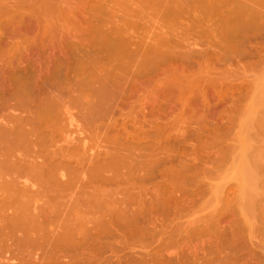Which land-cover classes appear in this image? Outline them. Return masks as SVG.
Instances as JSON below:
<instances>
[{
    "label": "rangeland",
    "instance_id": "rangeland-1",
    "mask_svg": "<svg viewBox=\"0 0 264 264\" xmlns=\"http://www.w3.org/2000/svg\"><path fill=\"white\" fill-rule=\"evenodd\" d=\"M16 1L17 0L15 1L10 0L7 3H4L7 5H3L2 3H0L1 5H3L2 8L0 6V10H1L0 17H2V19L0 18V24L1 25L4 24L3 30H2V26L0 25V29L1 31H3V34L1 32V35L3 36L1 37L0 35V85L5 84L3 88H1L2 86H0V103L2 99L6 101L10 100L11 97L9 98V96H11L14 93L13 90H15L16 88L15 85L13 87V83L15 84V82L18 80H22V81L24 80L27 83L29 82L25 86L28 87L30 86V87L29 88L26 87V89L30 90L32 88H35L34 90L29 91V93L33 94V96L35 95V93H33L32 91L36 92L38 95L40 93L38 91H41V88L43 89L41 91V94H45L46 93L45 91H48L47 89L50 90L51 87L49 86L51 85L48 86L49 88H45V86L47 87V85H44L45 80H46V84L47 83L54 84L56 81L57 83L58 82L61 84L64 83L63 85H65L66 87L68 86L67 88L68 91L66 89L65 93L68 92L66 94L69 96L72 93L71 89L69 90V86H71V84L78 83V81H81L83 79V75L82 76L80 75L79 73L80 70L78 69L82 66H99L98 67L99 69H101L102 67L100 72L99 69L96 70L95 72H97L96 73L97 76L101 75L99 76V78L101 77L100 78L101 80L103 81L105 80L108 83L119 82L120 84H122L121 86L124 87V85L127 82L128 84L130 83L132 85H133L132 82H136L134 86L135 87L134 90L136 89L135 91L136 93L134 92L135 94L133 95H132L133 92L131 93V95L127 94L128 96L126 97L127 101L125 100L126 102L129 101L130 103L124 102L125 105L121 104L122 100L119 99V102H121L119 103V105L121 104L120 105L121 107L122 105H124L125 107L123 106L122 107L123 109H121V107L120 108L116 107L117 109L113 108L112 109L113 112L109 113L110 117L107 118L106 123L112 120L111 122H114V124H116V127L113 124L114 126L112 128L114 129H109V131L108 129H104L103 130L104 132L102 131L101 133L103 139L102 138L101 139L105 140L106 138H110L112 140L113 139L116 140L118 137H120V140L119 138L117 140H119L121 144L122 142L124 143L123 145L126 146L130 144L128 147L129 150L130 149L133 150V148L137 149V151L135 150L133 151L136 152L135 154L138 155V157L135 154L130 153L131 159L136 158L139 164L141 163V161L139 160H142V164L146 166L147 171L145 166L141 165L142 166L141 169L144 170L143 171L141 170L140 172L138 171L139 173L137 172V174L135 171L136 174L135 176L136 177L138 176L137 177L138 181L135 180V182L138 183L139 179H145L147 175L146 173H149L147 176L148 177L149 175L151 176L149 177V179L148 177H146L144 181V185L145 187H147V191H149V194L146 191L144 192L142 191V193L140 192L141 194H137L136 200L134 199L135 202H138L137 207H135L134 209L138 207H139L138 209H140V210L137 209L138 214L136 216L137 219L140 217V220L138 219L137 222L138 225L136 222H134V220L128 219V218L131 219V217H133L134 214L136 215L137 211L133 210L134 214H132L133 212H131L126 215L125 214L122 215V212L119 211L120 214L116 213L115 215L116 216L118 214L120 216L122 215L121 220L123 221V225H121L122 221L117 220L118 221L117 222L115 217L114 218L115 221L117 223H120L118 224V226H120L119 227L120 229H117L118 228L117 224L113 223L112 226L114 227L112 226L110 227L109 225H107V228H104L107 230H104L105 234H102L100 239L94 238L93 237L94 235L92 234L87 239L88 242H86L87 243L86 247H88L87 249L88 251L86 252L87 255L92 256L94 258H99V259L101 258L102 260L101 259L100 260L104 261V263L100 262L102 264H107V263L108 264L109 263L110 264H116V263L117 264H158V263L159 264H264V218H263L264 187H262L264 186V184H262L264 183V181H262L264 180V168H263L264 167V163H263L264 162V23H263L264 1L240 0L241 1L240 2L236 0L240 3L247 2L245 4H249L250 7H253V9L251 8L252 14L256 13L254 11H256L259 8L258 9L259 17L256 18L258 20L254 21L256 19L250 20V18L254 15L251 14L252 16L248 17L247 16L248 13L245 15L244 12H242V14L244 13L245 16L244 15L239 16V18L241 17V19L243 18V20L238 19L237 12H238V8L241 6L238 7L236 5L237 3L231 4L230 3L231 0L230 1L228 0L229 2L227 0L226 2L225 1L222 2L223 0L221 1L218 0L219 4L217 0L214 2L215 4L213 3L214 0H209V1L208 0L205 1L204 0H169V4L171 5L167 6L166 3L163 1V2H158L157 6H154L151 9L150 8L146 9L144 8V6H142L143 4L140 5L138 3V2L140 3L143 2V0H139V1L135 0V2L134 0H132L133 3L129 2L131 0H105V1L102 0L105 5L101 0H99L101 1L100 3H102L103 6H105L104 8L107 11L109 10L108 12L110 14H113L114 12V16L115 14L117 15L115 16V18L117 19L114 20L116 24H119L120 26L122 24L123 25L125 24L124 22H121V24L117 22L123 20L124 18L123 16H125L127 19H130L127 21V19L125 18L127 21L126 23L128 22L130 24L133 23L132 24L133 27L131 25H128L131 26L130 27L131 29L128 31L129 34L127 35H130L129 38H132L134 40V41L132 40L133 42L132 44L135 43V45L131 46L130 51L128 49L129 52L125 50L124 52L122 51L123 53L121 52L117 56V57L120 56V60L121 59L123 60V64H120L122 62H120L119 58L116 59L119 60L116 63V60L114 59L116 56L113 55L114 51H112L113 52L112 55L114 56L113 60H115V63L112 60L113 57L112 55H109L111 57L110 60L111 62H110L109 61L110 58H108L109 56L107 55V50L110 47L108 48L106 46L107 48L105 47V49L101 47V49H103L102 52L104 50L106 51L102 53L98 49L101 44V43L97 44L98 42L97 40L99 38L96 37L98 35L96 37H93L95 36L93 34H95L94 32L96 31H94L92 28H95V26L97 27V25L99 26L102 23L106 24V25L103 24L104 26L101 25L103 26L102 27L103 30L105 29L104 31L109 30L110 28L113 29L115 26L117 27L116 24L114 25V27H110L114 23V21L112 20L113 19L112 16H110L111 18H109V20L110 19L112 20L110 21L112 23V25L110 24V26L108 25L109 21H105L104 19L103 20L105 22L100 21L102 23H98L97 21H95L96 19L92 21L93 18H90L92 16L89 12L90 11L89 8L88 9L86 8L87 10L84 8V10L86 11L89 10L87 12L89 14L87 15H84L86 11H83L84 13L82 11L81 12L79 11L80 6L78 5H80L81 2H83V0L81 1L76 0L77 2L80 3V4L78 3L77 5H76L77 2L75 3V1L65 0L67 2L66 4L70 3L72 7L74 5L78 7L77 10H74L75 9L74 7L73 9L69 6L71 10H74L75 13L77 12L75 15L76 16L78 15L77 17H75V15L72 16L74 13L72 12L70 14L73 17L72 18L70 17L69 13H66V10H63L64 8L67 9L68 6L65 5V3L64 5H62L63 2L61 0H58L59 2L61 1L60 5L63 8L62 9L58 4L60 9H62L61 11H65V12H61V11L59 12L62 14V16L65 15L64 13L68 15L66 16L65 19H63L66 21L65 22L62 19H60L61 14L59 15L60 16L59 17L58 14L53 12L61 20V22L59 23V20L57 19L55 20V17H53L54 22L57 21V24H59L57 25L53 22V19L52 20L49 19V17L52 18L50 16L52 15V12L49 11L50 9H48L47 11L44 10L46 8H43L42 4L37 3L38 4L37 7L38 8L42 7L43 9V10L39 9L38 12L37 8L36 11L35 9L31 10L30 8L22 9L23 8L22 6L24 5L22 1L21 3H13ZM86 1L88 3L85 2L84 3L88 6L82 3V5L86 7H90L91 5L94 4L95 5L99 4L98 0H97L98 3L95 0L93 1L86 0ZM173 1L177 3H174ZM36 2L33 3L34 5L33 7H35ZM227 2L229 4H227ZM232 2H234V0ZM130 3L133 5H131ZM19 4H21L22 12L27 10L25 14H22L20 9L17 10L16 7H18ZM125 4H127V6ZM128 4L130 5V8L128 7L129 6ZM186 4L188 7L186 6ZM138 5L141 8L140 7L138 8ZM219 5L224 12L221 11L220 9V12L218 13L219 8L217 7H219ZM124 6H126L125 7L126 9L124 8ZM182 6L183 7L185 6L184 7L185 9L182 8L183 11L180 10V7ZM5 7L8 10L7 12H5L6 10ZM24 7H27V5L25 4ZM118 7L120 8L117 9ZM142 8L146 10H143ZM216 8L218 10H216ZM2 9H3V13L5 12L6 14H2ZM225 9L229 10V12H227ZM16 10L19 13H17ZM136 10L139 13L138 15H142L143 18L137 15L138 18L136 16L137 19L135 18L134 20L135 22H134L133 21L134 17L133 19H131L132 17L129 18L130 16L129 14L132 13L131 11H136ZM241 10H239V12H241ZM33 11L36 12V16L35 14L33 15ZM43 11L51 13L49 14L48 20H50L51 23L49 28L51 26H52L51 28H53L50 29L52 32L48 31L49 29L48 27H46V25L48 26L50 23L45 24V21H48L46 20L47 16H45L46 19L44 18L45 21L44 19H41V16L44 15ZM78 11L82 16L78 14ZM12 12L13 15H11ZM40 12H43L41 13L42 14L41 16H39ZM142 12H144V16ZM37 14L40 18L39 21H37L38 19ZM45 14L48 15L47 13ZM239 14L241 15V13ZM260 14H262L263 18L261 17ZM3 15L4 16L7 15V17L5 16L6 19L4 18ZM31 15H33V17H30ZM88 15L90 16L88 17ZM227 15H229V17L232 16L235 21L236 19L234 17L236 16L234 15H237V20L239 22L233 21L235 25L232 22L230 23V21L233 20L232 18H230L229 22H226L225 18L228 17ZM19 16L20 18H18ZM68 16L70 17V19L67 20ZM79 16H81V18ZM246 16L248 20L246 19ZM257 16L255 14V17ZM78 17L79 19H77ZM83 17L84 18L86 17V19H84ZM220 17L223 20H221ZM105 19L108 20L107 17ZM125 19L123 21H125ZM244 19H246L250 24H247L246 20L244 22ZM86 20H89V23ZM252 20L255 23L252 22ZM3 21L5 22L3 23ZM18 21H20L19 22L21 24L20 26ZM67 21H69V24L67 23ZM216 21L218 22V24L220 22V24L218 25ZM33 22L35 23L33 24ZM72 22L76 23L74 24L76 25V27L74 26L76 30H78L79 28L78 30L79 35L76 31L73 30L74 29L73 27H70V25L73 26ZM52 24L53 25L55 24L58 27V29L56 26H53ZM67 24L69 26H67ZM232 24L235 29L241 24L239 26L240 27L239 29H241L244 32H240V30H238L237 34L236 32L235 33L233 32L236 35V37L235 35L231 36L232 35L231 31H228L226 27L233 29V27L231 26ZM236 24L238 25L236 26ZM29 25H31L32 27H28ZM80 25L81 26L84 25L83 27L84 29L82 28L83 30H81ZM107 25L108 27L104 28ZM221 25L223 27H221V29H217L218 27L220 28ZM9 26H11V28ZM13 26L16 27L17 30ZM41 26H43V28ZM85 26L87 27L89 26L88 28L91 31L88 32L89 30ZM224 26H226L225 27L226 31L231 33L230 37L235 38L234 40L229 37L227 32L225 35L224 33L225 31H223ZM241 26L244 27L245 29H242ZM261 26L263 28H260ZM4 27L9 30L8 31L9 34L7 33V30ZM24 27L25 29H23ZM59 27H61L62 29H60ZM100 27L99 28L97 27V32L98 29L99 31L100 29L102 30V28ZM36 28L37 29L40 28V29L37 30ZM12 29H15L16 31ZM23 30L25 32H23ZM42 30L44 34L42 33ZM30 31L31 33L34 34V36L31 35ZM45 31L47 33H45ZM232 31H234V29ZM14 32L16 34L18 33L17 36ZM70 32L71 34L72 33L74 34L71 35ZM75 32L77 33L76 36H75ZM10 33L12 34V36L9 37ZM65 33L69 35L67 34L63 35ZM100 33H102V31H100ZM27 34L29 36H27ZM51 34L54 36V39ZM42 35H44L45 37ZM224 35L226 37H224ZM57 36H59V38ZM67 36H69L70 38ZM86 37H88V39ZM56 38L58 40H56ZM166 38L167 41L172 40L171 43H173L174 41L176 42L173 43L174 45H172L171 48L167 49L168 47H166V49L164 48L165 50H163L165 52L166 50H169L173 55L166 56L164 55L166 54L164 52H162L164 53L163 55L157 54V56H155V54L153 53H151L152 54L151 55L149 53L150 51H148L147 49L148 47L147 45L152 46L155 43V41L156 43H158L160 40L166 41ZM25 39L26 41L27 40L28 41L25 42ZM62 39H64V41H62ZM58 42H60V44H58ZM13 43L17 44V45L15 44L16 48L13 45ZM18 43L20 44V46ZM112 43L115 42H111V44L109 45L110 46L113 45ZM171 43H169V45H171ZM233 43L236 46L233 47L232 46ZM63 44L65 46H63ZM60 45L63 46L64 48L61 47ZM9 47L11 48L9 49ZM137 47L139 48L136 49ZM145 51H147L148 53ZM171 53L169 52L170 55ZM116 64L118 67L119 66L121 68L123 67L122 68L124 69L123 72L120 69L118 71L116 70L115 72V69L117 68ZM105 66L107 68H103ZM129 66H133L131 68L134 71H132ZM72 68L76 70L74 71ZM127 68L128 71H125L127 70ZM42 69L43 70L45 69L44 70L45 72ZM69 69H71L70 71L72 72L69 73ZM110 71L111 72L114 71L117 74L115 75V73H111ZM48 72L50 77L47 74ZM28 76L30 77L28 78ZM65 76L67 77L65 78ZM72 76L74 77V79H72L73 78ZM108 76H112V77H108ZM119 77L120 79L118 80ZM76 78L77 80H75ZM115 78L117 79L115 80ZM133 78H135L136 80ZM47 79H49V81ZM70 80L73 83H71ZM110 80H112V82ZM41 81H43V86L41 85L42 84ZM36 82L37 83L40 82L41 84L40 83L37 84ZM36 85L38 89L40 88L39 90L36 88ZM39 85H41L42 87L41 86L39 87ZM11 86L14 88L13 90ZM76 88L74 87V89ZM1 89L2 90L4 89L6 92L4 90L2 91ZM1 93L3 95H1ZM76 94L77 91L74 94V97L78 96V94L77 95ZM145 94L147 96H145ZM71 95L73 97V94ZM35 97L37 98V96ZM128 98L131 101L128 100ZM147 99H149L148 103L142 102V101L147 102ZM11 101L12 100H10V103ZM112 104H114V102H112ZM129 104L132 106L130 107ZM148 104H150L149 105L150 107H148ZM145 105H147L146 106L147 109L149 108L150 109L149 110L145 109L146 108ZM73 106H75V104ZM77 107H79V105H77ZM77 107L76 106L73 107L74 111L72 110V113L75 115V116L73 115V118L75 120H73V118L70 117L69 115L67 116L70 119H72L70 123L71 122L74 123V124L72 123L70 124L71 126L70 129L74 131L73 133H75V136H73L74 134H71L72 132L68 128V130H70L69 133L75 140H77L78 138L80 139L81 137L83 138L88 137L84 139L87 141L83 142L85 144L87 143L86 147L85 144H83L81 141L82 138L81 140L78 139L77 142L81 141L82 143L81 145H83V147H85L86 150L88 148L90 151V149L92 148L91 149L92 151L90 152L87 150L88 155L90 153L94 154L96 153V151L97 152L100 151V148L98 146L99 140L96 141L98 144L96 145L95 140L97 139L93 136L92 134L93 132H91V129H89L88 125L90 124L86 125L87 127L86 129L84 126L85 120H83L85 118H82L83 117L82 109H78ZM123 110L125 114L123 113ZM115 112L117 115L115 114ZM120 113L122 114L123 117H120L121 116ZM114 114L117 116V118ZM133 117L136 119V124L134 123ZM112 118L114 119V121ZM143 120L145 121L143 122ZM127 122L129 125L127 124ZM72 125L74 126V128ZM80 126L83 127L81 128ZM125 127L127 128V130ZM83 130L84 132L86 131L85 134ZM124 130L129 133L128 134H126L127 132L123 133ZM75 131H77L78 133ZM80 131L82 134L80 133ZM130 133L134 135H132V138H130L129 140V137H131L129 135ZM78 134H81L82 136ZM124 135L126 136V138H124L125 137ZM104 136L106 138H104ZM133 136L134 137L137 136V138L139 139L136 140V137L134 138ZM141 138L142 140H140ZM144 140L146 142H144ZM89 144H90V148H89ZM105 146L106 147L108 146L107 148L110 150L113 149L111 148L112 145H109V143L108 144L106 143ZM104 149L105 147L103 148V151L101 150L102 153L103 152L106 153V151H109L108 149L107 150L105 149L104 151ZM152 153L154 155H152ZM139 154L140 156H143V158L145 157L144 160L143 158L141 159L139 158L140 157ZM252 158L253 160L254 159L255 160L254 161L251 160ZM133 160L134 159H132L131 161ZM143 161L146 162L144 163ZM150 161L151 162L154 161V162L150 163ZM135 162L138 163L137 161ZM244 162H246L247 164ZM132 163L134 164V162ZM147 164L148 165L150 164V166L148 167ZM244 164L249 166L250 174H249L248 166L247 168H245L246 165L244 167ZM252 165H253V169H252ZM260 165H262L261 166L262 168L260 167ZM258 167H260L261 170ZM260 171L263 173L262 174L263 176H261V174L259 173ZM246 172L251 176L246 174ZM139 174L141 176L143 175L145 176L141 177ZM64 178L67 179L68 176L67 177L64 176ZM246 179L247 181H244ZM258 181H262V183ZM140 182L143 183V180H140ZM245 185L248 187H246ZM109 187L111 188L112 186L109 185ZM123 187H125V185ZM254 187L258 189H255ZM261 187L263 189H261ZM250 190L252 192H249ZM255 190L259 192H257L256 194ZM245 191L249 197H247V195L244 193ZM253 191H255L256 195L253 193ZM250 193H252V196ZM259 193L261 194V196L259 195ZM119 198H121V196H119ZM254 198H255L254 200L255 202L257 201L256 199H258V201L261 200L260 201L261 203L260 202L258 203V201L256 203L261 204L262 206L261 205L258 206V204L252 203L253 202L252 200ZM140 201L143 202L141 203ZM247 202L248 203L251 202L252 206L249 205ZM239 203H243V204H239ZM242 205H244L245 207H243ZM246 205L251 207L248 208L246 207ZM254 206L255 208L253 209ZM141 207L143 209H141ZM261 207H263V209H261ZM237 208H239V210ZM243 208L245 209V211ZM250 208H252V210ZM256 208H258L259 211L258 210L256 211ZM240 209L241 212H239ZM248 209H250L251 211ZM150 211L151 213H147L148 214L147 215L146 212H150ZM60 212L61 214H59L57 218H55V221L51 225H49L48 228L54 234H60L62 236L64 235L63 233L67 232L69 228L63 225V222L66 217V212H64L63 209H61ZM126 212L128 213V211ZM253 212H254V218L252 215ZM146 217L149 220V222L147 219H146L147 221H145L144 218ZM151 217H152V221H151ZM123 218L125 219L123 220ZM141 218H143V220ZM126 219L129 220L127 223H125V221H127ZM144 221L149 226L145 224ZM153 221L154 224L152 225ZM252 221L253 223L254 222L256 223L253 224ZM149 223L151 224V226ZM249 224H251V227ZM104 226L106 227V224ZM96 230H92V232H96ZM37 247L35 246V248ZM38 253L40 256L35 254L36 256H32V257H22L16 255H14L15 257L12 255H10L11 257H8L9 254H5V257L7 256L6 258L4 257V254L0 253L1 254L0 264H77V262H79L76 260L75 263L74 262L75 259L73 260V258H71L72 259L71 261L69 257H67L68 259L62 257L57 258V257H53V255L51 256L50 254H47L46 252L40 253V251H38ZM105 258L108 260H106Z\"/></svg>",
    "mask_w": 264,
    "mask_h": 264
},
{
    "label": "bare ground",
    "instance_id": "bare-ground-1",
    "mask_svg": "<svg viewBox=\"0 0 264 264\" xmlns=\"http://www.w3.org/2000/svg\"><path fill=\"white\" fill-rule=\"evenodd\" d=\"M6 1V0H5ZM4 0H0V3H2L3 5H7V4H4V3H7L9 2L10 0L6 1L5 2ZM15 1V0H14ZM19 1V2H18ZM22 3L25 5H27V7H24V5L22 6L23 8L22 9H27V8H30L31 10H34L36 11V8L39 12V9L41 10L42 7L43 8H46L44 10H48L50 9L49 11L52 12V15H50L52 18L49 17V12H44V15L41 16L43 12H40V15L41 16V19H44L45 16H47V19L48 20V17L49 19H53V22H54V18L55 17V20H59V23L61 22L60 19H65L66 16L68 14L66 13H69V15L74 12V10H77L78 7L76 6L79 2L77 1H81V0H72V1H75L76 5H74L73 8L70 3L66 4L68 0H61L63 3L62 5H67L68 6V10L67 9H63L60 5L61 1L59 2L58 0H17L16 2H13V3ZM37 1V2H36ZM93 1V0H92ZM97 1V0H95ZM99 1V0H98ZM97 1V3H98ZM102 1V0H101ZM101 1H99V4L98 5H91L90 7H86L88 5H86L85 3H88L86 0L83 2H81L80 6L79 7V11L83 12V11H86L88 8L90 9V14L92 17L90 18H93L92 21H94V19H96L95 21H97L98 23H102V22H105V21H109V26L110 24L112 25V23L110 21H114L115 19V16H117L115 14L114 16V12L113 14H110L102 5V3H100ZM105 1V0H104ZM139 1V0H138ZM165 2L167 6L171 5L169 4V0H143V2H138L140 5L144 6V8L146 9H151L152 7L154 6H157L158 2ZM205 1V0H204ZM209 1V0H208ZM216 0L213 1V3L215 2ZM218 1V0H217ZM221 1V0H219ZM219 1H218V4H219ZM226 2V0H223L222 2ZM228 1V0H227ZM230 1V0H229ZM228 1V2H229ZM233 0H231V4H236L238 7V19H241V17L239 18V16H243L244 13L245 15L248 13V17L252 16L250 18L251 19H256L259 17V13H258V9L254 12L256 13H253L252 14V9L253 7H250L249 4H245L247 2H238L236 0H234V2H232ZM245 1V0H243ZM250 1V0H249ZM252 1V0H251ZM255 1V0H254ZM257 1V0H256ZM260 1V0H259ZM258 1V2H259ZM262 1V0H261ZM264 1V0H263ZM35 3V7H33V3ZM57 2V4H56ZM85 2V3H84ZM103 2V1H102ZM129 2H132L129 1ZM128 2V3H129ZM135 2V0H134ZM174 2V1H173ZM221 2V3H222ZM227 2V4H229ZM37 3H40L42 4V7L38 8V4ZM73 3V2H72ZM82 3L84 5H82ZM96 3V4H97ZM133 3V2H132ZM174 3H177V2H174ZM252 3V2H251ZM250 3V4H251ZM32 4V5H31ZM58 4L60 5V7L63 9V10H66V13H64L65 15L62 16V14L59 12L61 11L62 9H60V7L58 6ZM104 4V2H103ZM131 4V3H130ZM215 4V3H214ZM239 4V5H238ZM255 4V3H254ZM1 8H2V6ZM13 5V4H12ZM31 7H30V6ZM82 5V7H81ZM105 5V4H104ZM118 5V4H116ZM115 5V6H116ZM127 6V4H125ZM129 5V4H128ZM133 5V4H131ZM135 5V4H134ZM177 5V4H176ZM210 5V4H209ZM207 5V6H209ZM212 5V4H211ZM217 5V4H216ZM235 5V6H236ZM9 6V5H8ZM14 6V5H13ZM29 6V7H28ZM67 6H64V7H67ZM73 8L74 10H71V8ZM84 6V7H83ZM108 6V4H107ZM124 6V8L126 7ZM187 6V4H186ZM254 6H257V5H254ZM11 7V5H10ZM77 7V8H76ZM130 8V5L128 6ZM137 7V5H136ZM140 6L138 5V8ZM185 7V6H184ZM183 6L180 7V10L183 11V9H185ZM188 7V6H187ZM211 7V6H210ZM8 8V7H7ZM17 10L20 9V11L22 12L21 10V4H19L18 7H16ZM33 8V9H32ZM84 8L86 10H84ZM113 8V7H112ZM120 7H118L117 9H119ZM122 8V7H121ZM123 8V9H124ZM141 8V7H140ZM183 8V9H182ZM214 8V7H213ZM219 8V10L217 9ZM216 10H218V13L220 12V9L221 11H223V9L220 7H217ZM225 8V7H224ZM242 8V10H241ZM252 8V9H251ZM261 8V7H260ZM6 9V7H5ZM4 9V10H5ZM121 9V10H123ZM126 9V8H125ZM124 9V10H125ZM143 9V8H142ZM146 9H143V10H146ZM209 9V8H208ZM13 10V9H12ZM15 10V9H14ZM16 10V11H17ZM29 10V9H28ZM30 10V12H31ZM43 10V9H42ZM113 10V9H112ZM212 10V8H211ZM215 10V12H216ZM227 12H229V10L225 9ZM239 10H241V12H239ZM1 11V10H0ZM8 10L6 9L5 12H7ZM24 11V10H23ZM33 11V15L35 14L36 16V12ZM69 11V12H67ZM78 11V14H80ZM88 11H86V13H84V15H87L89 13H87ZM117 11V10H116ZM248 11V12H247ZM3 13V9H2V14H6V13ZM20 12V13H21ZM26 11L22 12V14H25ZM35 12V13H34ZM58 14V16L60 17V19L58 18V16L54 13ZM61 12H65V11H61ZM92 12V13H91ZM108 12V13H107ZM118 12V11H117ZM120 12V11H119ZM132 12V13H131ZM129 15V18L132 17L131 19H133V21L135 20L136 16L139 14L138 11H131ZM224 12V11H223ZM222 12V14H223ZM242 12H244L242 14ZM250 12V13H249ZM11 13V12H10ZM9 13V14H10ZM17 13H19L17 11ZM45 13H47L48 15H46ZM77 13V12H76ZM75 12L73 13L72 16H74L76 14ZM94 13V14H93ZM143 13V16H144V12ZM241 13V15L239 14ZM258 13V14H257ZM15 14V12H14ZM27 14V13H26ZM30 14V13H29ZM32 14V12H31ZM107 14V16H106ZM141 14V12H140ZM252 14V15H251ZM255 14L257 17H255ZM8 15V14H7ZM7 15H5L7 17ZM13 15V12L12 14ZM28 15V14H27ZM33 15H31L30 17H33ZM55 15V16H54ZM81 15V14H80ZM221 15V14H220ZM244 15V16H245ZM261 17H262V14H260ZM1 16V14H0ZM4 16V15H3ZM4 16V18H5ZM16 16V15H15ZM14 16V17H15ZM26 16V15H25ZM34 16V17H35ZM39 16L37 14V21H39ZM57 16V17H56ZM70 15V17H72ZM78 16V15H77ZM75 15V17H77ZM82 16V15H81ZM81 16H79L81 18ZM90 15H88L89 17ZM105 16V17H104ZM110 16H112V20L109 18H111ZM120 16V15H119ZM140 17H142V15H138ZM137 16V18H138ZM224 16V14H223ZM222 16V17H223ZM228 17L225 18L226 22H229L230 18L233 19V17H229V15H227ZM236 17H234L236 19L237 22H239L237 20V15H234ZM246 16V19L248 20ZM22 17V16H21ZM43 17V18H42ZM64 17V18H63ZM70 17L68 16L67 20L70 19ZM79 17L77 19H79ZM108 18L105 19V18ZM124 17V18H123ZM123 20L126 18L125 16H123ZM198 17V16H197ZM215 17V16H214ZM264 17V16H263ZM262 17V18H263ZM2 19V17H0ZM12 18V17H10ZM20 18V16L18 17ZM73 18V17H72ZM84 18V17H83ZM88 18V19H90ZM121 18V17H119ZM136 18V19H137ZM143 18V17H142ZM245 18V17H244ZM6 19V18H5ZM14 19V18H13ZM16 19V18H15ZM22 19V18H21ZM44 19V21H45ZM76 19V18H75ZM86 19V17L84 18ZM105 21H104V20ZM127 19V18H126ZM123 21V20H120V21H117L118 23L121 24V22H124L125 24L123 25H119V24H116L115 21L113 23L112 26L110 27H114V25L116 24L117 27L115 26L113 29H110L109 30H106L104 31L103 30V26L106 25L104 23H102L101 25H97V27L99 28H102V30L100 29V31H102V33H100L99 29H98V32H97V27L95 26V28H92L94 31L95 36L93 37H97L96 38H99L97 41V44H100L99 46V51L102 52L103 49H101V47H103L105 49V47L107 46L109 49V51L107 50V55H112L114 51V56H116L114 58V56L112 57V60L113 58L116 60L117 58H119L120 60V56L117 57L122 51L124 52L125 50L130 51V48L132 45H135L132 44V38H129L130 35H127L129 34L128 31L131 29L130 27L132 26L133 27V23L129 24L126 23L128 20L130 19H127V21ZM213 19V18H212ZM221 20H223L221 17H220ZM244 19V22L245 20ZM19 20V19H18ZM81 20V19H80ZM79 20V21H80ZM204 20V19H203ZM210 20V19H209ZM219 20V19H218ZM243 20V18L241 19ZM246 20V23L247 24H250L248 21ZM254 21H257L258 19L254 20ZM264 20V18H263ZM2 21V20H1ZM13 21V20H12ZM32 21V20H31ZM34 21V20H33ZM43 21V22H44ZM49 21V22H48ZM48 21H45V24H49L50 23V20ZM65 21V20H63ZM82 21V20H81ZM80 21V22H81ZM84 21V20H83ZM88 21L89 23V20H86ZM91 21V20H90ZM102 21V22H100ZM215 21V20H214ZM236 22L234 19L230 21V23L232 22L233 23ZM5 21H3L4 23ZM20 21H18L19 23ZM22 22V21H21ZM27 22V21H25ZM48 22V23H46ZM52 22V21H51ZM52 22V23H53ZM66 22V21H65ZM74 22V21H73ZM72 22V23H73ZM131 22V21H130ZM135 22V21H134ZM224 22V21H223ZM225 22V23H226ZM242 22V21H241ZM2 23V22H1ZM15 23V22H14ZM17 23V22H16ZM30 23V22H28ZM27 23V24H28ZM32 23V22H31ZM35 22H33L34 24ZM38 23V22H37ZM36 23V24H37ZM55 24H57V21L54 22ZM67 23L69 24V21H67ZM71 23V22H70ZM87 23V24H88ZM138 23V21H137ZM214 23V22H213ZM216 23L218 24V22L216 21ZM255 23V22H254ZM264 23V21H263ZM11 24V23H10ZM13 24V23H12ZM44 24V23H42ZM53 25V26H56V25ZM66 24V23H65ZM67 24V26H69ZM76 23H73V26L70 25V27H73L74 26L76 27V25H74ZM80 24V23H79ZM78 24V26H79ZM92 24V22H91ZM90 24V25H91ZM97 24V23H96ZM220 24V22H219ZM218 24V25H219ZM234 24V23H233ZM233 24L231 25L233 27ZM246 24V25H247ZM252 24V23H251ZM1 25V24H0ZM21 24L19 23V26ZM51 25V23L46 27H48V31H51L50 29H53V28H49V26ZM59 25V24H57ZM63 25H64V22H63ZM108 25L104 28H107ZM128 25H131V26H128ZM223 25V23H222ZM220 26V28L218 27L217 29H221V27L223 26ZM225 25V24H224ZM235 25V24H234ZM238 24H236L237 26ZM241 25V24H240ZM239 25V26H240ZM260 25V24H258ZM2 26V30H3V26L4 24L1 25ZM6 26V25H5ZM24 26V25H23ZM22 26V27H23ZM35 26V25H34ZM38 26V25H36ZM81 26V25H80ZM93 26V24H92ZM123 26V27H122ZM128 26V27H127ZM235 26V27H236ZM237 27L236 29L233 27L234 31H232L233 29L232 28H227L226 26H224V30L225 31V35H226V32L227 34L232 35L231 36H234L235 32L236 34L238 33L237 31L240 30V32H244L242 31L241 29H239L240 27ZM245 26V24H244ZM251 26V25H250ZM7 27V26H6ZM11 28V26H9ZM14 27V26H13ZM28 27H32L31 25H29ZM43 28V26H41ZM45 27V25H44ZM57 27V26H56ZM62 27V26H61ZM61 27H59L60 29H62ZM69 27V28H70ZM84 25L81 26V30H83L84 28ZM87 27V26H85ZM89 27V26H88ZM87 27V28H88ZM136 27V26H135ZM228 31H231V33H229L228 31H226V29ZM228 27H229V24H228ZM242 27V26H241ZM253 27V26H252ZM5 28V27H4ZM9 28V29H10ZM16 28V27H14ZM19 28V27H18ZM67 28V27H66ZM72 28V29H73ZM78 28V27H77ZM83 28V29H82ZM86 28V29H87ZM260 28H263L262 26ZM6 29V28H5ZM25 29V27L23 28ZM37 29V28H36ZM40 29V28H38ZM37 29V30H38ZM47 29V28H46ZM45 29V30H46ZM58 29V27H57ZM71 29V30H72ZM96 29V30H95ZM232 29V30H230ZM242 29H245L244 27H242ZM247 29V28H246ZM249 29V28H248ZM7 30V33L9 34V30ZM12 30H15V29H12ZM11 30V31H12ZM17 30V28H16ZM15 30V31H16ZM20 30V29H19ZM35 30V29H34ZM33 30V31H34ZM74 31H76L79 35V28L78 30H76V28L73 29ZM88 32H90L91 30L88 28ZM214 30V29H212ZM10 31V32H11ZM47 31V30H46ZM45 31V33H47ZM61 31V30H60ZM62 31H65V30H62ZM67 31V30H66ZM72 31V32H74ZM85 31V30H84ZM221 31V32H223ZM257 31V30H256ZM1 32L3 34V31H1L0 29V35H1ZM18 32V31H17ZM23 32H25L23 30ZM38 32V31H37ZM52 32V31H51ZM75 32V36H76V33ZM214 32V31H213ZM216 32V31H215ZM234 32V33H233ZM12 33V32H11ZM10 33L9 37L12 36V34ZM15 33V32H14ZM29 33V32H28ZM31 33V31H30ZM42 33H43V30H42ZM87 33V32H86ZM92 33V32H91ZM97 33H100V34H97ZM16 34V33H15ZM18 34V33H17ZM16 34V36H17ZM22 34V33H21ZM39 34V33H37ZM44 34V33H43ZM53 34V33H52ZM51 34V35H52ZM67 33L63 34V35H66ZM71 34V32H70ZM74 34V33H72ZM71 34V35H72ZM88 34V33H87ZM244 34V33H243ZM31 35L34 36L33 33H31ZM46 35V34H45ZM62 35V34H61ZM69 35V34H67ZM81 35V34H80ZM83 35V34H82ZM89 35V34H88ZM100 35V36H99ZM212 35V34H211ZM224 35V37H226ZM3 35H1L2 37ZM19 36V35H18ZM21 36H24V35H21ZM27 36H29L27 34ZM36 36H39V35H36ZM44 36V35H42ZM53 36V35H52ZM51 36V38H52ZM60 36V35H59ZM59 36H57L59 38ZM90 36V35H89ZM92 36V35H91ZM214 36V34H213ZM239 36V35H238ZM242 36V35H241ZM45 37V36H44ZM69 37V36H67ZM66 37V38H67ZM92 37V39H93ZM236 37V35H235ZM246 37V36H245ZM248 37V36H247ZM13 38V37H12ZM28 38V37H27ZM38 38V37H36ZM35 38V40H36ZM43 38V37H42ZM48 38V36H47ZM50 38V40H51ZM64 38V37H63ZM70 38V37H69ZM68 38V39H69ZM74 38V37H72ZM88 39V37H86ZM91 38V37H89ZM95 38V39H96ZM228 38V37H227ZM231 38V37H230ZM243 38V37H242ZM3 39V38H2ZM20 39V38H19ZM18 39V40H19ZM46 39V38H45ZM53 39H54V36H53ZM65 39V38H64ZM64 39H62V41H64ZM78 39V38H77ZM84 39V38H83ZM163 39V38H162ZM229 39V38H228ZM231 39H235V38H231ZM237 39V38H236ZM239 39V38H238ZM14 40V39H13ZM23 40V39H22ZM47 40V39H46ZM56 40H58L56 38ZM61 40V38H60ZM67 40V39H66ZM91 40V39H90ZM119 42H117V41ZM170 40V39H168ZM2 41V40H1ZM21 41V40H20ZM24 41V40H23ZM28 41V40H27ZM26 39H25V42H27ZM38 41V40H37ZM74 41V40H73ZM94 41V39H93ZM134 41V40H133ZM158 41V40H157ZM172 41V40H171ZM171 41H167V38H166V41H159L158 43H155L151 46L147 45V49L148 51H150L149 53H153L155 54V56H157V54L159 55H168V56H172L173 54L171 53V51L169 50H165L166 47H168L167 49L171 48L172 45H174L173 43H171ZM230 41V40H229ZM12 42V41H11ZM57 42V41H56ZM61 42V41H60ZM60 42H58V44H60ZM67 42V41H66ZM92 42V41H91ZM107 42V43H106ZM111 42H117L116 44L115 43H112L113 45L111 46H114V47H111L109 44H111ZM171 43V45H169V43ZM233 42V41H232ZM239 42V41H238ZM20 43V42H19ZM18 43V44H19ZM62 43V42H61ZM65 43V42H64ZM80 43H83V42H80ZM90 43V42H89ZM88 43V44H89ZM96 43V42H95ZM176 43V42H175ZM237 43V41H236ZM16 44V43H15ZM13 43V45L15 46L16 48V45ZM141 44V43H139ZM137 44V45H139ZM143 44V43H142ZM151 44V43H150ZM22 45V44H21ZM24 45V44H23ZM95 45V44H94ZM109 45V46H108ZM232 45V44H231ZM20 46V44H19ZM58 46V45H57ZM61 46V45H60ZM63 46H65L63 44ZM61 46V47H63ZM84 46V45H82ZM88 46V45H86ZM233 47L236 46L232 45ZM238 46V45H237ZM93 47V46H92ZM106 47V48H107ZM11 47H9L10 49ZM64 48V47H63ZM87 48V47H86ZM113 48V50H112ZM139 47H137L136 49H138ZM165 48V49H164ZM174 48V47H172ZM141 49V48H140ZM146 49V48H145ZM13 50V48H12ZM15 51V50H14ZM105 51V50H104ZM103 51V52H104ZM128 51V52H129ZM132 51V49H131ZM134 51V50H133ZM171 53V55L169 54V52ZM86 52V51H85ZM100 52V53H101ZM102 52V53H103ZM106 52V51H105ZM110 54H109V53ZM122 52V53H123ZM147 52V51H145ZM164 52V53H162ZM84 53V52H83ZM99 53V54H100ZM148 53V52H147ZM174 53V52H173ZM98 54V52H97ZM138 54V52H137ZM123 55V54H122ZM125 55V54H124ZM149 55V54H147ZM152 55V54H151ZM88 56V54H87ZM122 57V56H121ZM137 57V56H136ZM148 57V56H147ZM177 57V55H176ZM108 58L109 61L111 60V57L109 56ZM136 59V58H135ZM115 60L114 63H115ZM119 60H116V63L117 61ZM122 60V59H121ZM120 62V64H123V60ZM126 60V59H125ZM133 61V60H132ZM146 61V60H145ZM53 62V61H52ZM65 62V61H64ZM84 62V61H83ZM111 62V61H110ZM109 62V63H110ZM191 62V61H190ZM40 63V62H39ZM108 63V62H107ZM129 63V61H128ZM145 63V62H144ZM41 64V63H40ZM78 64V63H77ZM83 64V63H82ZM119 64V63H118ZM127 64V63H126ZM125 64V65H126ZM80 65V64H79ZM86 65V64H84ZM110 65V64H109ZM145 65V64H144ZM141 66V65H140ZM187 66V65H185ZM20 67V66H19ZM25 67V66H23ZM28 67V66H27ZM44 67V66H43ZM69 67V66H68ZM99 66H82L80 68H78L80 71V75L82 76L83 75V79L81 81H78V83H75V84H71V86H69V90L71 89L72 93L73 94V97L72 95L70 94L69 92V96L66 94L68 92L65 93L66 89L68 88V86L66 87L65 85L61 84V83H57V81L53 84H49L47 83L46 84V80H45V84L44 85H47V87L45 86V88H50L47 89L48 91H45V88H44V91L46 92L45 94H41V91L43 90L41 88V91H38L39 89L37 88V85H36V88L38 89L37 91L40 92L38 95L36 92L32 91L33 93H35V95L33 96V94L29 93L30 90H34L35 88H32V89H26V87L28 86H25L27 85L28 83L22 81V80H18V81H14L15 84L13 83V87L15 85V90H13L14 88L12 87V90L14 91V93L9 96L11 103H10V100L9 101H6L4 99H2V101H6L5 103L1 101L0 103V253L1 254H4V257H5V254H9L8 257H11L10 255L14 256H22V257H32V256H36L35 254L39 255L38 251H40V253L42 252H46L47 254H50L51 256L53 255V257H59V258H67L69 257L70 260L72 261L71 258H73V260L75 259V263H76V260L79 261L77 262L80 263V264H102L104 263V261H101L99 258H94L92 256H88L87 255V249L88 247H86L87 243L88 242V238L93 234L94 238H97V239H100L101 238V235L102 234H105L104 233V230H107V229H104V228H107V225H109L110 227L113 225V223L117 224H120V223H117L119 220H121V216L122 215H126V214H129L131 212H133L132 214H134V211H137V209L139 208H136L134 209L135 207H137V203L138 202H135L136 198H137V194H141L142 191H146L148 194H149V191H147V187H145L144 185V181L146 179V177H148L147 175L149 173H146V177L145 179H139V182L140 180H143V183H137L135 182L138 181L137 177L135 176L137 174V172L139 171H143L144 169H141L142 166H145L142 164V160H139L141 161V163L139 164L138 160L136 158H132L134 159L133 161H131V155L130 153H133L135 154L136 152H134L133 150L137 151V149H130L132 151L129 150V145L126 146V145H123L124 143L122 142V144L120 143V137L119 140H115V139H110V138H106L104 136V138H106L105 140H102L103 137H102V131L104 129H114L112 128L114 125L116 127V124H114V122H107L106 123V120L107 118H109L110 114L109 113H112L113 112V108L115 109L116 107L120 108L121 104H124V102H126V97L127 94H130L132 93L135 94L136 92V89L134 90V86H135V83L136 82H132V84H128V82L123 86H121L122 84H120L119 82H115V83H108L107 81H103L99 78V76H97V72H95L96 70H98ZM112 67V66H111ZM118 69H117V68ZM116 69H115V72L116 70L118 71L119 69L123 70L120 66L118 67L117 64H116ZM124 67H127V66H124ZM130 69L132 71H134L131 67L133 66H129ZM6 68V67H5ZM17 68V67H16ZM34 68V67H33ZM41 68V67H40ZM58 68V67H57ZM77 68V67H76ZM103 68H107L106 66L103 67ZM19 69V68H18ZM17 69V70H18ZM27 69V68H26ZM37 69V67H36ZM35 69V70H36ZM47 69V67H46ZM54 69V68H53ZM66 69V68H65ZM73 69V68H72ZM102 69V67H101ZM99 69V72L100 70ZM110 69V68H109ZM12 70V69H11ZM25 70V69H24ZM43 70V69H42ZM41 70V71H42ZM45 70V69H44ZM43 70V71H44ZM50 70V69H49ZM48 70V71H49ZM71 69H69V73L72 72L70 71ZM74 70V69H73ZM76 70V69H75ZM74 70V71H75ZM108 70V69H106ZM113 70V69H112ZM130 70V71H131ZM26 71V70H25ZM24 71V72H25ZM37 71V70H36ZM42 71V72H43ZM58 71V70H57ZM103 71V70H102ZM125 71H128V68L127 70ZM5 72V71H4ZM14 72V71H13ZM16 72V71H15ZM41 72V73H42ZM45 72V71H44ZM54 72V71H53ZM68 72V70H67ZM106 72V71H105ZM108 72V71H107ZM111 72V71H110ZM114 71H112L111 73H115ZM121 72V71H120ZM137 72V71H136ZM66 73V72H65ZM68 73V74H69ZM103 73V72H102ZM101 73V74H102ZM110 73V74H111ZM134 73V72H133ZM46 74V73H45ZM49 75V72L47 73ZM99 74V73H98ZM117 73H115L116 75ZM129 74V72H128ZM132 74V72H131ZM140 74V72H139ZM16 75V74H15ZM35 75V73H34ZM74 75V74H73ZM76 75V73H75ZM104 75V74H103ZM106 75V74H105ZM118 75H119V72H118ZM117 75V77H118ZM124 75V74H123ZM127 75V74H126ZM137 75V74H136ZM136 75H133V76H136ZM27 76V75H26ZM25 76V77H26ZM59 76V74H58ZM68 76V75H67ZM65 76V78L67 77ZM90 76V77H89ZM114 76V74H113ZM129 76V75H128ZM132 76V77H133ZM12 77V75H11ZM21 77V76H20ZM30 76H28L29 78ZM47 77V76H46ZM50 77V75H49ZM73 77V76H72ZM76 77V76H75ZM89 77V78H88ZM108 77H112V76H108ZM24 78V77H23ZM41 78V77H40ZM88 78V79H87ZM103 78V77H102ZM148 78V77H147ZM20 79V78H19ZM52 79V78H50ZM74 79V77L72 78ZM105 79V78H104ZM107 79V78H106ZM117 78H115L116 80ZM120 79V77L118 78V80ZM122 79V78H121ZM135 79V78H133ZM14 80V79H13ZM12 80V81H13ZM27 80V79H26ZM29 80V79H28ZM43 80V79H42ZM49 81V79H47ZM56 80V79H55ZM77 80V78L75 79ZM113 80H114V77H113ZM124 80V79H123ZM136 80V79H135ZM4 81V80H3ZM40 81V79H39ZM47 81V82H48ZM54 81V80H53ZM52 81V82H53ZM63 81V80H62ZM68 81V80H67ZM65 81V82H67ZM109 81V80H108ZM112 82V80H110ZM42 84L40 83L42 86H43V81H41ZM71 82V80H70ZM70 82H69V85H70ZM77 82V81H76ZM114 82V81H113ZM124 82V81H123ZM131 82V81H130ZM26 83V84H25ZM31 83V82H30ZM37 83V82H36ZM37 83V84H38ZM51 83V82H50ZM73 83V82H71ZM119 83V84H118ZM148 83V82H147ZM66 84V83H65ZM144 84V83H143ZM146 84V83H145ZM30 85V84H29ZM39 85V87L41 86ZM51 85V86H49ZM56 85V86H53ZM147 85V84H146ZM149 85V84H148ZM2 86L1 88H3V86H5V84L3 85H0ZM41 86V87H42ZM49 86V87H48ZM77 88L74 89V87ZM30 87V86H29ZM28 87V88H29ZM33 87V86H32ZM35 87V86H34ZM138 87V86H137ZM149 87V86H148ZM150 88V87H149ZM2 90V89H1ZM4 90V89H3ZM2 90V91H3ZM7 90V89H6ZM149 90V89H148ZM5 91V90H4ZM28 91V92H27ZM36 91V90H35ZM43 91V92H44ZM68 91V89H67ZM77 91V94L78 96L74 97V94L76 93ZM146 91V90H145ZM144 91V92H145ZM150 91V90H149ZM6 92V91H5ZM8 92V91H7ZM42 92V93H43ZM57 92V94H56ZM75 92V93H73ZM135 92V93H134ZM7 94V93H6ZM76 94V95H77ZM117 94V95H115ZM1 95H3L1 93ZM10 95V94H9ZM41 95V96H39ZM37 96V98L35 97ZM145 96H147L145 94ZM144 96V97H145ZM4 97V96H3ZM8 97V96H7ZM6 97V98H7ZM133 97V96H132ZM5 98V99H6ZM131 98V96H130ZM119 99L122 100L121 102H119ZM126 100V101H125ZM128 100H130L128 98ZM131 101V100H130ZM133 101V99H132ZM149 99H147V102L146 101H142V102H145V103H148ZM112 102H114V104H112ZM119 103H121L119 105ZM126 103H130L129 101L126 102ZM75 104V106L77 107V105H79V107H77L78 109H82V115L83 117L82 118H85L83 120L84 121V126L85 128L87 129L86 125L89 126V129H91V132H93V136L97 139L95 140L98 141L99 145L97 144L96 142V145L99 146L100 148V151H96V153L94 154H89L88 155V151L89 149L87 148L86 150V144L83 143L84 141H87V140H84L85 138H88V137H81L82 133L80 131L81 134H78V135H81L80 137L81 138L79 140L82 141L83 144H85V147H83V145H81V141L77 142V140H75L71 134H74L73 136H75V133H73L74 131L71 130V126L70 124H74L73 122L70 123V121L72 119H70L69 117H67L68 115L70 117L73 118V113H72V110H73V106ZM77 104V105H76ZM134 104V103H132ZM125 105V104H124ZM122 105V107L124 106ZM130 105V104H129ZM127 105V106H129ZM150 104H148V107ZM152 105V104H151ZM73 106V107H72ZM132 105H130L131 107ZM147 105H145L146 107ZM121 107V109H123ZM125 107V106H124ZM127 108V107H126ZM117 109V108H116ZM125 109V108H124ZM128 109V108H127ZM144 109V107H143ZM147 109V107L145 108ZM150 109V108H149ZM147 109V110H149ZM126 110V109H125ZM74 111V110H73ZM78 111V110H77ZM118 111V110H116ZM120 111V110H119ZM81 113V112H79ZM123 113H124V110H123ZM116 114V112H115ZM114 114V115H115ZM121 114V113H120ZM125 114V113H124ZM123 114V115H124ZM129 114V113H128ZM117 115V114H116ZM115 115V116H116ZM132 115V114H130ZM75 116V115H74ZM114 116V118H115ZM78 117V116H77ZM119 117V116H118ZM120 117H123L122 114ZM145 117V116H143ZM117 118V116H116ZM130 118V117H129ZM134 118V117H133ZM142 118V117H141ZM113 119V118H112ZM73 120H75L73 118ZM124 120V119H123ZM146 120V119H145ZM143 120V122L145 121ZM114 121V119H113ZM129 121V120H128ZM131 121V120H130ZM133 122V121H132ZM138 122V121H137ZM147 122V121H146ZM149 122V120H148ZM83 123V122H82ZM117 123V121H116ZM126 123V121H125ZM134 123L136 124V119L134 118ZM141 123V122H140ZM114 124V125H113ZM128 124V122H127ZM132 124V123H131ZM144 124V123H143ZM149 124V123H148ZM129 125V124H128ZM146 125V124H145ZM70 126V127H69ZM73 126V125H72ZM141 126V125H140ZM144 126V125H143ZM81 127V126H80ZM83 127V126H82ZM81 127V128H82ZM137 127V126H136ZM135 127V128H136ZM147 127V126H146ZM68 128L71 130V134L69 133L70 130H68ZM74 128V126H73ZM72 128V129H73ZM76 128V127H75ZM79 128V127H78ZM126 128V127H125ZM77 129V128H76ZM75 129V130H76ZM123 129V127H122ZM130 129V128H129ZM82 130V129H81ZM93 130V131H92ZM127 130V128H126ZM136 130V129H135ZM131 131V130H130ZM133 131V130H132ZM138 131V130H137ZM148 131V130H147ZM77 132V131H75ZM84 132V130H83ZM86 132V131H85ZM84 132V134H85ZM89 132V131H88ZM87 132V133H88ZM104 132V131H103ZM107 132V131H106ZM105 132V133H106ZM127 131L124 130L123 133H125ZM78 133V132H77ZM111 133V132H110ZM129 132H127L126 134H128ZM147 133V132H146ZM149 133V132H148ZM107 134V133H106ZM131 137H129V140L130 138H132V135L134 134H129ZM141 135V134H140ZM86 136V135H85ZM122 136V135H121ZM125 136V135H124ZM138 136V135H137ZM136 137V140L139 139ZM152 136V135H151ZM149 136V137H151ZM90 137V136H89ZM110 137V136H109ZM134 137V136H133ZM134 137V138H135ZM77 138V136H76ZM92 138V137H91ZM94 138V139H95ZM102 138V139H101ZM116 138V137H114ZM126 138V136L124 137ZM145 138V136H144ZM148 139V138H147ZM153 139V138H152ZM128 140V141H129ZM134 140V139H132ZM135 140V141H136ZM142 140V138L140 139ZM139 141V140H138ZM152 141V140H151ZM126 142V141H125ZM130 142V141H129ZM137 142V141H136ZM144 142H146L144 140ZM108 144L109 145H112L109 146L111 148H113L112 150L108 149L105 144ZM104 144V146H103ZM135 144V143H133ZM153 144V143H152ZM94 145V146H96ZM141 145V144H140ZM97 146V148H98ZM132 146V145H131ZM143 146V145H142ZM105 147V149L109 150V151H106L105 152H101V150L103 151V148ZM137 147V146H136ZM146 147V146H145ZM150 147V145H149ZM154 147V146H153ZM89 148H90V144H89ZM138 148V147H137ZM148 148V147H147ZM92 149V148H91ZM90 149V151H92ZM104 149V151H105ZM140 149V148H139ZM94 150H97V149H94ZM93 150V151H94ZM89 151V152H90ZM144 152V151H143ZM154 152V151H153ZM142 154V153H140ZM139 154V156H140ZM136 155V154H135ZM151 155V154H150ZM152 155H154L152 153ZM138 157V155H136ZM133 157V155H132ZM147 157V156H146ZM140 159L143 158V156H140L139 157ZM145 158V157H144ZM143 158V160H144ZM151 158V157H150ZM154 158V156H153ZM255 158V157H253ZM253 158L251 160H253ZM255 160V159H254ZM253 160V161H254ZM131 161V162H130ZM135 161H137L138 163H136ZM134 162V164L132 163ZM144 163L146 161H143ZM154 162V161H152ZM150 161V163H152ZM258 162V160H257ZM246 163V162H244ZM264 163V162H263ZM247 164V163H246ZM244 164V167L245 165ZM142 165V166H141ZM148 165V164H147ZM153 165V164H152ZM151 165V166H152ZM141 166V167H140ZM150 166V164L148 165V167ZM155 166V165H154ZM160 166V164H159ZM248 165H246L245 168H247ZM262 165H260L261 167ZM243 167V168H244ZM258 167V168H260ZM144 168V167H143ZM146 168V166H145ZM151 168V167H150ZM251 168V167H250ZM262 168V167H261ZM260 168V170H261ZM264 168V167H263ZM248 169H249V166H248ZM252 169H253V165H252ZM160 170V169H159ZM166 170V169H164ZM177 170V169H176ZM247 170V169H246ZM135 171H136V174H135ZM146 171H147V168H146ZM150 171V170H148ZM162 171V170H161ZM160 171V172H161ZM138 172V173H139ZM179 172V171H178ZM151 173H152V170H151ZM256 173V172H255ZM261 174V176H263L262 172L260 171L259 172ZM145 174V173H144ZM181 174V173H180ZM245 174V173H244ZM243 174V175H244ZM246 174H248L246 172ZM249 174H250V169H249ZM248 174V175H249ZM254 174V173H253ZM140 175V174H139ZM179 175V173H178ZM68 176V178H64ZM141 176V175H140ZM145 175L141 176V177H144ZM151 175H149L150 177ZM177 176V175H176ZM246 176V175H245ZM251 176V175H249ZM62 177V178H61ZM148 177V179H149ZM156 177V176H155ZM163 177V176H162ZM257 177V175H256ZM64 178V179H63ZM259 178V177H258ZM261 178V177H260ZM257 179V178H256ZM263 179V178H262ZM64 180V181H63ZM244 181H247L244 180ZM264 181V180H262ZM262 181H258V182H261ZM147 183V181H146ZM247 183V182H246ZM245 184V182H244ZM264 184V183H262ZM261 184V186H262ZM109 185H111L112 187L110 188ZM125 185V187H123ZM147 185V184H146ZM260 185V184H259ZM246 186V185H245ZM248 187V186H246ZM256 187V186H255ZM254 187V188H255ZM258 187V186H257ZM264 187V186H262ZM261 187V189H263ZM173 188V187H172ZM139 189V190H137ZM245 189H248V188H245ZM255 189H258V188H255ZM260 189V187H259ZM137 190V191H135ZM149 190V188H148ZM242 190H243V187H242ZM253 190V189H251ZM249 191V192H252V191ZM248 191V190H247ZM256 191V190H255ZM255 191H253V193L255 194ZM260 191H263V190H260ZM141 192V193H140ZM257 192L259 191H256V194ZM246 194V191L244 192ZM248 193V192H247ZM262 193V192H261ZM251 196H252V193H250ZM255 194V195H256ZM146 195V194H145ZM247 197L248 194H246ZM245 195V197H246ZM259 195L261 196V194L259 193ZM119 196H121V198H119ZM139 197V196H138ZM157 197V196H156ZM243 197V195H242ZM244 197V198H245ZM255 197V196H254ZM263 197V196H262ZM162 198V197H161ZM242 198V199H244ZM253 198V197H252ZM135 199V200H134ZM142 199V198H141ZM169 199V198H168ZM248 199V198H247ZM263 199V198H262ZM240 200V199H239ZM252 200V199H251ZM255 198L251 201L252 203H256L258 201V199H256L257 201L255 202L254 201ZM148 201V200H146ZM174 201V200H173ZM244 201V200H243ZM261 201V200H260ZM258 201V203L260 202ZM141 202V201H140ZM139 202V203H140ZM143 202V201H142ZM141 202V203H142ZM239 202V201H238ZM237 202V203H238ZM251 202L248 203L249 205H251ZM256 203V204H258ZM261 203V202H260ZM169 204V203H168ZM239 204H243V203H239ZM140 205V204H138ZM255 205V204H253ZM261 205V204H258V206ZM145 206V205H144ZM237 206V205H236ZM243 207H245L244 205H242ZM252 206V205H251ZM251 206H247L246 207H251ZM262 206V205H261ZM146 207V206H145ZM157 207V206H156ZM238 207V206H237ZM232 208V207H231ZM240 208V207H239ZM239 208H237L239 210ZM242 208V207H241ZM255 208V206L253 207V209ZM259 208V207H258ZM258 208H256V211L258 210ZM63 209L64 212H66V217H65V220L63 222V225L67 228H69L67 230V232L63 233L64 235H60V234H54L49 228L48 226L51 225L54 221H55V218H57V216L59 214H61L60 210ZM141 209H143L141 207ZM146 209V208H145ZM244 209V208H243ZM252 210V208H250ZM248 209V210H250ZM261 209H263V207H261ZM130 210V211H129ZM140 210V209H138ZM150 210V209H149ZM237 210V211H238ZM250 210V211H251ZM122 212V215L120 216V212ZM128 211V213L126 212ZM146 211V210H145ZM245 211V209H244ZM249 211V213H250ZM259 211V210H258ZM142 212V211H141ZM166 212V211H165ZM241 212V209L240 211ZM255 212V211H254ZM254 212H253V218H254ZM63 213V212H62ZM116 213H119L117 216L115 215ZM147 213H151L150 212H146ZM159 213V212H158ZM238 213V212H237ZM248 213V214H249ZM261 213V211H260ZM137 214H138V211L136 212V215L134 214L133 217L128 218L129 220H134V222H138V219L140 220V217L137 219ZM161 214V213H160ZM240 214V213H239ZM139 215H140V212H139ZM143 215V214H142ZM148 215V214H147ZM156 215V214H155ZM244 215V214H243ZM131 216V215H130ZM152 216V215H151ZM160 216V215H159ZM163 216V214H162ZM245 216V215H244ZM242 216V217H244ZM247 216V215H246ZM261 216V215H260ZM116 217V218H115ZM120 217V218H119ZM150 217V216H149ZM249 217V216H248ZM252 217V216H251ZM116 221H115V219ZM161 218V217H160ZM171 218V217H170ZM263 218H264V215H263ZM125 218H123L124 220ZM126 219L127 221H125V223H127L129 220ZM137 219V220H136ZM143 220V218H141ZM145 221H147V217L144 218ZM147 219V220H146ZM158 219V218H156ZM251 219V218H250ZM249 220V219H248ZM255 220V219H254ZM253 220V221H254ZM257 220V219H256ZM262 220V219H261ZM122 221V220H121ZM120 221V222H121ZM144 221L145 224H147L146 222ZM151 221H152V217H151ZM150 221V222H151ZM246 221V219H245ZM252 221V223H253ZM260 221V220H259ZM133 222V221H132ZM133 222V223H134ZM149 222V220H148ZM124 223V224H125ZM135 223V224H136ZM143 223V221H142ZM256 223V222H254ZM253 223V224H254ZM106 224V227L104 226ZM129 224V223H128ZM131 224V223H130ZM150 224V223H149ZM154 224V221L152 222V225ZM91 225V226H89ZM123 225V221H122V224ZM134 225V224H133ZM138 225V223H137ZM144 225V224H143ZM148 225V224H147ZM250 227H251V224H249ZM116 226V225H115ZM131 226V225H130ZM149 226V225H148ZM151 226V224H150ZM109 227V228H110ZM114 227V226H112ZM120 226H118L117 229H120L119 228ZM122 227V226H121ZM138 227V226H137ZM146 227V226H145ZM249 227V226H248ZM253 227V226H252ZM125 228V227H124ZM96 229H99V230H96ZM122 229V228H121ZM133 229V228H132ZM146 229V228H145ZM250 229V228H249ZM92 230H96V232H92ZM251 231H252V228H251ZM136 232V231H135ZM77 236H78V239H77ZM35 246L37 248H35ZM162 247V246H161ZM0 254V255H1ZM42 255V254H41ZM40 256V255H39ZM2 257V256H1ZM7 257V256H6ZM5 257V258H6ZM15 257V256H14ZM68 259V258H67ZM106 259V258H105ZM122 259V258H121ZM152 259V258H151ZM108 260V259H106ZM105 260V261H106ZM165 260V259H164ZM120 261V260H119ZM102 262V263H100ZM109 262V261H108ZM108 264V263H107ZM110 264V263H109ZM117 264V263H116ZM159 264V263H158Z\"/></svg>",
    "mask_w": 264,
    "mask_h": 264
}]
</instances>
